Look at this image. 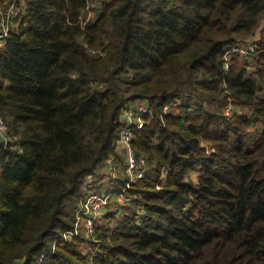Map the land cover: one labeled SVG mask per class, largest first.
Masks as SVG:
<instances>
[{
    "label": "trees",
    "instance_id": "trees-1",
    "mask_svg": "<svg viewBox=\"0 0 264 264\" xmlns=\"http://www.w3.org/2000/svg\"><path fill=\"white\" fill-rule=\"evenodd\" d=\"M25 2L0 48L11 137L0 142V264H264V32L251 60L233 54L224 68L264 0ZM145 99L156 119L134 134L149 165L126 193L134 216L100 226L101 244H55L74 229L85 181L116 154L124 108ZM183 99L184 114L160 123ZM201 141L215 148L207 159ZM197 166L194 186L184 177Z\"/></svg>",
    "mask_w": 264,
    "mask_h": 264
},
{
    "label": "built area",
    "instance_id": "built-area-1",
    "mask_svg": "<svg viewBox=\"0 0 264 264\" xmlns=\"http://www.w3.org/2000/svg\"><path fill=\"white\" fill-rule=\"evenodd\" d=\"M24 7L25 6L23 4H20L19 0H14L12 3L0 0V48L5 45L9 35L12 32L17 31L19 18L21 16V12L24 10ZM259 41L260 36L253 39L251 42L239 44L237 47L227 52L225 55V70L228 71L230 57L233 54H238L246 60H251L258 47ZM93 53L97 52L94 51ZM179 103L180 102L178 101L164 107L161 113L160 123H163L164 117L169 114H180L178 108ZM225 110L228 112L230 111V113L225 112L226 116L232 117L234 120L236 119L234 109L231 104ZM231 111H233V115H231ZM146 118L156 119L151 103L147 99L140 100L132 105H127L124 108L120 118L123 128L120 132L117 149L122 150L127 157L125 177L128 180L126 186L107 193H101L98 191L102 181L110 180L112 182H117L121 177L119 166L116 164V158L111 155L109 160L105 163L101 174L98 177L88 178L85 181L82 192L83 199L76 212L74 229L65 233L63 238L57 240L55 244L58 241L67 242L78 236H85L93 240L96 237L97 229H99L103 223L105 215H110L116 211L115 202L118 203L119 206H125L132 202V199L128 198L126 193L139 179H143L148 171L145 160L136 156L132 145L134 134L145 128ZM0 142L3 144V150H5L11 142L9 127L5 123L1 114ZM201 145L205 151L204 159H207L215 152V148L212 144L201 141ZM200 169L201 166H197L196 171L191 173L194 175L197 173L199 176L201 174ZM162 183L166 184V173L162 175ZM139 212L144 214V209H140Z\"/></svg>",
    "mask_w": 264,
    "mask_h": 264
},
{
    "label": "rangeland",
    "instance_id": "rangeland-1",
    "mask_svg": "<svg viewBox=\"0 0 264 264\" xmlns=\"http://www.w3.org/2000/svg\"><path fill=\"white\" fill-rule=\"evenodd\" d=\"M20 4H23L25 6L26 4V0H19ZM102 2V0H91V4H90V9L92 10H97L99 8H97L98 5H100ZM95 11H89L88 14V18H94L95 17ZM264 32V15L260 17L259 20V24L258 27L256 28L255 32L253 35L248 36V37H241V39L246 40V42H251L253 39L257 38V37H262V33ZM94 52V51H93ZM140 101V100H139ZM138 101H134L128 105H132L134 103H136ZM185 100H181V102L178 105L179 108V112L180 114H184L183 113V109H182V105L185 104L184 103ZM181 108V109H180ZM225 112H228L225 110ZM230 113V111L228 112ZM231 115H233V111H231ZM234 117V116H233ZM251 128V127H250ZM260 128V126H259ZM258 127H253L252 129L254 130V132L256 131V129H259ZM251 129V130H252ZM253 132V131H252ZM123 154L124 155V160L121 161L119 158V155ZM116 158V164L119 165V171H120V180H124L126 179L125 174H126V154L122 151V150H116V154L113 155ZM143 159V158H141ZM121 163H119L118 162ZM146 162V161H145ZM146 167L149 168V165L146 162ZM149 170V169H148ZM201 175V174H200ZM197 173L194 175L191 172L187 173L184 177V181L187 183H191L194 186H197L199 184V177ZM107 181V180H106ZM103 181L104 183L101 186V190L99 192L101 193H107L109 191H115L116 189H118V185L116 182H111L110 180H108L107 182ZM138 182V181H137ZM136 182V183H137ZM119 184V183H118ZM115 207H116V211L114 213H111L110 215H105V217L103 218V223H102V227L100 228L101 230H104L103 232H106L107 229L109 228V226H112L115 228V226H117L120 222H122L123 219H125L126 217H133L136 211V206L135 204H127V205H120L118 203H114ZM186 206H189V204H186ZM107 234V232H106ZM98 235V234H97ZM94 242H97L98 244L102 243V240L98 239L97 236L93 239ZM100 246H97V249H99ZM82 253L86 254L87 256L90 257V259L92 260L94 255L96 254V250H94L91 246H85L82 247Z\"/></svg>",
    "mask_w": 264,
    "mask_h": 264
},
{
    "label": "crops",
    "instance_id": "crops-1",
    "mask_svg": "<svg viewBox=\"0 0 264 264\" xmlns=\"http://www.w3.org/2000/svg\"><path fill=\"white\" fill-rule=\"evenodd\" d=\"M97 8H100V5H98ZM119 157H120L119 159H120L121 161L124 160V155H123V154H120ZM118 162H119V160H118ZM119 163H120V162H119ZM120 164H121V163H120ZM118 166H119V165H118ZM104 181H106V180H104ZM107 181H108V180H107ZM107 181H106V182H107ZM111 182H112V181H111ZM103 183H104V182L102 181L101 186H102ZM101 186H100V188H99V191L101 190Z\"/></svg>",
    "mask_w": 264,
    "mask_h": 264
}]
</instances>
